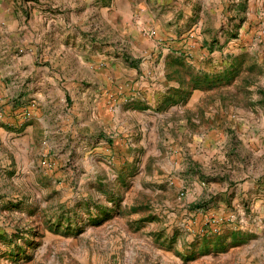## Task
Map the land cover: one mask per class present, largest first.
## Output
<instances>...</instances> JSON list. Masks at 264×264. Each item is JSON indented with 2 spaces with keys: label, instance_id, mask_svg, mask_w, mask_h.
<instances>
[{
  "label": "rangeland",
  "instance_id": "rangeland-1",
  "mask_svg": "<svg viewBox=\"0 0 264 264\" xmlns=\"http://www.w3.org/2000/svg\"><path fill=\"white\" fill-rule=\"evenodd\" d=\"M172 1L170 35L139 33L161 53L144 78L180 86L163 95L188 103L187 122L153 155L133 140L132 157H94L90 175L65 152L26 182L0 173V264L250 263L264 240V0Z\"/></svg>",
  "mask_w": 264,
  "mask_h": 264
},
{
  "label": "crops",
  "instance_id": "crops-1",
  "mask_svg": "<svg viewBox=\"0 0 264 264\" xmlns=\"http://www.w3.org/2000/svg\"><path fill=\"white\" fill-rule=\"evenodd\" d=\"M180 10L172 0H0L4 179L26 182L48 165L54 171L64 152L86 156L90 175L94 157L118 150L132 157L137 142L153 155L173 118L185 125L188 103L169 105L163 95L180 86L144 78L161 53L139 34L155 28L167 37ZM263 242L248 243L250 263L227 264H264Z\"/></svg>",
  "mask_w": 264,
  "mask_h": 264
}]
</instances>
